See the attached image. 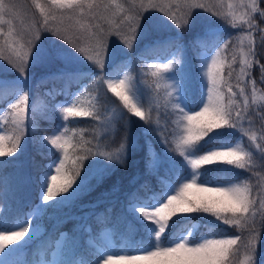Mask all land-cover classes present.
Returning <instances> with one entry per match:
<instances>
[{
  "label": "snow or ice",
  "instance_id": "1",
  "mask_svg": "<svg viewBox=\"0 0 264 264\" xmlns=\"http://www.w3.org/2000/svg\"><path fill=\"white\" fill-rule=\"evenodd\" d=\"M31 6L35 11L29 16L19 0H0V112L4 113L0 119L9 124V129H0V186L9 167L21 182L32 181V176L23 172L21 159L29 146L48 163L35 164L39 202L27 213L21 208L7 215L0 213V264H19L4 257L30 248L39 239L41 221L52 218L49 209H71L110 179L118 166H127V161L141 148V134L145 138V166L150 174L159 175L163 170L164 180L159 181V189L150 196L141 198L139 189L126 194L127 207H122L115 218L123 248L109 243L97 248L93 237V243L87 247L95 253V261L264 264V191L253 194L254 187L260 185L249 182L253 176H259L254 171L257 166L264 169V130L258 136L251 119L256 109L264 113V94L258 95L257 91V85H264V80L252 78L257 67L264 73V63L258 60L264 52V27L257 23H264V0H31ZM154 12L162 16L154 18ZM202 13L215 19L198 23ZM221 21L241 32L231 49L229 40L221 42ZM197 26L199 30L191 43L193 59L198 60L201 71L197 73L198 90L194 91L187 50L181 40L185 32ZM173 30L175 37L156 35ZM48 32L70 48L56 42L52 47L45 46L48 37L44 34ZM137 45H141L138 53ZM229 52L231 58L227 59L223 54ZM132 53H136L138 60H167L148 65L154 69L151 76L157 81H171L165 86L164 99L176 111L174 134L171 141L163 137L161 153L155 152L153 141L148 139L155 132L151 104L145 111L144 92L134 78L127 72L119 76L122 67L131 65ZM81 58L91 62L89 67L101 70L102 74L94 77L100 90L106 85L105 95L110 92L119 100L118 104L113 101L109 116H102L97 104L86 103L73 92V87L80 89L83 81L90 78V73L77 67ZM57 64V70L40 83L61 81L63 87L50 90L41 99L32 92L31 71L36 66ZM109 66L112 70L104 71ZM8 72L15 73L14 79L4 75ZM116 76L119 78H113ZM156 88H160L158 82ZM59 96L64 99L58 103ZM196 107L199 111L192 110ZM57 109L62 116L59 123ZM89 117L106 129L113 128V121L127 118L122 142L115 150L87 147L91 141L75 128H69ZM132 117L139 119L134 121ZM260 118L264 119V115ZM43 121L50 124L44 130L48 134H41L39 125ZM134 123L140 125V132L133 133ZM236 133L240 135L233 140ZM245 138L247 145L243 143ZM235 170L251 175L241 179ZM138 179L139 173L129 183L135 184ZM260 181L264 182V176H260ZM119 191L120 180L116 179L111 192L102 193L87 207L96 209ZM113 211L114 206L106 208L107 213ZM205 217L214 219L207 224L208 231L199 232L192 221ZM75 219L66 214L54 227ZM178 221L188 222L190 227L176 230ZM231 230H236V234H231ZM81 231L83 225L78 223L71 234L58 233L56 243L63 240L75 244V233ZM112 239L116 240L115 233ZM119 250L138 254H114ZM78 264H93V259L82 258Z\"/></svg>",
  "mask_w": 264,
  "mask_h": 264
},
{
  "label": "trees",
  "instance_id": "2",
  "mask_svg": "<svg viewBox=\"0 0 264 264\" xmlns=\"http://www.w3.org/2000/svg\"><path fill=\"white\" fill-rule=\"evenodd\" d=\"M9 0H5V3H8ZM20 3L25 5V8L28 11V15L31 16L32 12L35 11L34 7L31 6V0H19ZM38 12H36V16L38 17ZM154 18H159L162 16L159 12L153 13ZM209 16L206 13H202L199 17V22L202 21L201 18L204 19V17ZM258 25L260 27H264V23H260V21H257ZM199 30V26L194 28L192 31L185 32L181 43L185 45V48L187 50V57L189 61V67L190 71L193 77V87L194 91H197V73L200 72V66L198 60L193 59L195 56V52L192 48V40L194 34ZM235 30H229L222 31V40H229V48L231 49V45L233 44V37H234ZM47 35L48 39L45 41V46L52 47L54 46L53 42H56L57 44H63L64 47H66L68 44H66L64 41H61L58 37L52 36L50 32L44 34ZM158 36H172L175 37V31L172 32H164V33H157ZM111 39L116 40V37H111ZM257 44L260 43L259 37H256ZM119 42V41H117ZM143 43V42H142ZM70 46V45H68ZM141 45H137L136 52L138 53L140 50ZM259 51V50H258ZM224 57L227 59H230V52L224 53ZM152 60V59H147ZM258 60L261 63H264V52L260 54L258 57ZM143 60H138L136 58V53H132V63L130 66L122 67L120 70V73L124 71L127 72L130 76L134 78V83L137 84L139 80L142 79L143 75L142 73H145L146 81L148 82L150 86V90L152 93H154L156 97V101L154 105L152 106V121H153V128L155 129L154 134L150 135L148 139H151L153 141V149L157 151L158 153H161V140L163 137H169L171 129V112L169 108L166 106V102L164 99V96L161 94V91L156 88L152 84L153 77L151 76V73L148 72L147 64L141 65V62ZM85 64V63H82ZM85 73H90V78L85 79L83 81V90L79 92L81 94L80 96H83V99L85 98L87 102H93L97 104L100 108V112L102 116H109L114 104L113 101H115L117 104L119 103V100L117 97L114 96V94L106 92V86L103 85V91L100 90L96 82L94 81V77L97 75L96 72H99L98 68L89 67V65H85L80 68ZM112 70L109 66L104 71H110ZM56 71V70H55ZM54 71V72H55ZM42 74L36 76V73L33 74L32 77V92L38 96L41 97V99L44 98V94L48 93L50 90L56 88H62L63 82L61 81H52L49 80L45 83H40V81L47 75L45 73V70H41ZM52 73V72H51ZM119 73V74H120ZM102 74V72L100 73ZM203 73L201 72V75ZM224 75L227 76V68H225ZM118 77V76H116ZM115 78V77H113ZM252 78L256 79L257 81L264 80V73H262L259 70V67H257L253 73ZM232 83H235V77L233 76ZM76 88L73 87V90ZM258 92L261 94H264V85L258 84L257 85ZM95 97V100L93 99ZM57 101H61L64 99L63 96H59L56 98ZM144 104V109L147 111L148 107ZM122 107V105H121ZM5 111L7 109L5 108ZM261 115H264V113H260ZM131 115V114H128ZM57 120L56 123H59L62 121V116L59 115L58 109H57ZM126 119L124 120H115L113 121V128L106 129L99 121H96L94 118H81L80 123L78 124H70L69 128H75L77 130L78 134H82L85 140L91 141V144L87 145V147H92L94 150L97 146L104 148L106 151H113L115 150L119 144L122 142V138L124 136L125 129L127 127L126 125ZM132 119L138 120L139 118L132 117ZM259 120L264 123V119L260 118ZM41 128V134H48L44 132L45 129L50 128V124L47 121H43L40 123ZM5 128L9 129V124L4 119L2 123H0V129ZM132 131L133 133L140 132V125L133 124L132 125ZM71 135V131L69 132ZM246 139V138H245ZM139 143L141 144V148L138 149L131 159L127 161V166L120 165L118 166V170L113 174V176L108 179L103 185H101L99 188H97L95 191L88 193L87 195L83 196L78 203L82 202H96L97 199L101 198V194L104 192H111V188L113 186V183L116 179L120 180V191L118 193H115L111 196H109L104 203H102L98 208L93 209L90 213H88L83 219V223H81L79 216H76L73 214L77 219L70 220L67 223H61L58 226L54 227L56 225L57 219L55 218L54 214L51 212L52 209H49V215L52 217L49 219L48 217H45L42 221V235L40 234L39 239H35L34 242H32V246L30 248L22 249L18 252H16L11 259L12 262H19V264H24L25 261H28L29 264H33L35 261L38 260L41 254L44 255V257H49L51 255V252L55 249L56 243L55 240L58 238V233L60 232H69L71 234V230L79 223L83 224L84 231L75 233V244L72 243V241H61L62 244L58 249L59 258H58V264L60 261H71L72 264L75 263V261H80L82 258L87 261L89 258L93 259V264H98L99 262L95 261L94 256L95 253L92 252L91 249H89L87 246L91 243H93V237L95 238V241L97 243L95 246L97 248H100L103 245L102 241V232L105 231V229H109L112 233L116 234V240H120L121 243L117 244L116 240L114 241V247L117 249L123 248V239L120 235V226L116 223L115 218L118 214H120L122 207H124V204L127 202L126 194L135 192L137 189H139V195L141 198L145 196H149L148 194L155 190H158L160 187V179L159 177H164L163 170H161L160 174L157 175L156 173H149L148 169L145 166L144 162V156L146 149L144 148L145 144V138L141 134V138ZM258 155V153H257ZM21 159L23 160V172L25 174L32 176V181L23 183L19 180V177L14 174V170L9 167L7 168L4 173V184L3 186H0V206L2 207L1 213H4L7 215L8 213H11L15 210V208H21L25 213L29 212L30 207H32L35 203H37L39 200L38 198V192H37V186L35 184V177L37 175L35 164H46L48 163L47 160L43 159L41 156L37 155L31 146H29L25 152L23 153ZM257 165H259V161H256ZM239 173V176L241 179H244L251 174L242 171V170H235ZM257 173H259V176H253L252 179L249 181L254 186L260 185L259 187H254L253 194H256L257 191H264V182L260 181V176H264V169H261L259 166H257L256 169H254ZM139 173V179L136 181L135 184H130L129 181L131 178ZM23 183V184H21ZM21 184V185H19ZM109 206H114V211L112 213H107L106 208ZM73 206L72 208H74ZM125 208V207H124ZM7 209V212L5 211ZM82 208H80L81 210ZM99 213H103V216H98ZM214 218L210 219L208 217H205L203 219H197V225H198V231L199 232H206L208 231L207 224L213 220ZM189 227V223L185 221H178L176 225V230L180 229H187ZM89 229H91V232H89ZM231 234H236V230H231ZM138 238V237H137ZM90 239V241H88ZM54 245V246H53ZM80 249L77 251V249ZM126 253L131 252L127 250H123ZM117 252V251H116Z\"/></svg>",
  "mask_w": 264,
  "mask_h": 264
},
{
  "label": "rangeland",
  "instance_id": "3",
  "mask_svg": "<svg viewBox=\"0 0 264 264\" xmlns=\"http://www.w3.org/2000/svg\"><path fill=\"white\" fill-rule=\"evenodd\" d=\"M201 19H202V21H201L200 23H206V22H208L209 20H212V19H215V18L210 17V16H206V17H204V19H203V18H201ZM220 24H221V27H222V31H226L227 29H229V30H233V29H231L230 26H225L223 21H221ZM240 34H241L240 31L235 30L234 37H233V42H232L233 44H237V43H238V40H236V37H238ZM66 48H70V46L67 45ZM261 53H262V52H261ZM223 56H224V54H223ZM169 58H171V57L169 56ZM209 58H210V57H209ZM162 62L166 63L167 60H161V59L143 60V61L141 62V65H143V63L147 64L148 72L151 73V71L154 70V69H149L148 65H149V64H155V63H162ZM82 63H85V64H82ZM90 63H91V62H88V61L84 60L83 58H81V62L77 65V67H78V68H81V67H83V66H85V65H90ZM58 67H59L58 64H57V65H47V66H36V67H34V68L32 69V71H31V78L33 77V74H34V73H36V76L42 74L41 70H45V71H46L45 73L49 74V73L54 72L55 70H57ZM92 67H93V68H97L96 66H92ZM236 67H237V69H238V65H237ZM98 70H99V69H98ZM98 73H101V70H99V72H96V74H98ZM4 75H6L7 78L11 80V79H14L15 73H14V72H8V73H5ZM123 75H124V71L121 72V73L119 74V76H123ZM142 75H143V77H142L141 80H139V81L137 82V85H138V86L141 88V90L144 92V97H145L144 102H145V105H146L147 107L149 106V104H151V106H153L154 103H155V101H156V97H155L154 93H152L151 90H150V86H149L148 82H147L146 79H145V77H146L145 73H142ZM202 75H203V74H202ZM119 76H118V77H115V78L118 79ZM234 77H235V75H234ZM204 80H205V84H206V82H207V77H206V76H204ZM157 82L160 84V88H159V90L161 91V94H162L163 96H165V93H166V88H165V86H166V84L170 83L171 81H169V80H167V79L157 81L156 78L153 77L152 84H153L154 86H156ZM105 86H106V85H105ZM83 87H84V86H83V84H82V86H81L80 89H75V90H73V92H75L77 95L80 96L81 94H79V92H80L81 90H83V89H82ZM106 87H107V86H106ZM167 91H172V89H167ZM257 91H258V89H257ZM260 94H261V93L258 92V95H260ZM82 95L84 96V94H82ZM83 96H80V97H81L82 101L86 102L87 100H86L85 98L83 99ZM72 98L74 99L75 96H73ZM61 101H62V100H61ZM206 101H207V95H206V88H205V102H206ZM57 102L59 103L60 101H57ZM70 102H71V100H69V103H70ZM165 102H166V101H165ZM61 106H66V105H61ZM166 106L169 108V110H170V112H171V117H170V118H171V121H172V122H171V129H172V130L170 131L171 133H170V135H169V137H168L169 141H171L172 136H173L174 131H175V123H174V121L176 120V111L173 109L172 104H170V103H166ZM202 106H203V105L201 104L199 107H202ZM199 107H196V108H194V109H192V110H193V111H199ZM260 113H261L260 110H259V109H256V110L253 112L252 116H251V119L254 121V123H253V125H252L253 130L256 131V133H257L258 136L261 135V134H262V130H264V123H262V122L259 120V115L261 116ZM3 115H4V113H3V112H0V117H3ZM3 120H4V119H0V123H2ZM245 127H248V125L245 124ZM2 129H5V128L2 127ZM239 135H240L239 133H236V134L232 137V139H233V140H236V139L239 137ZM243 143H244L245 145L248 144L247 138L244 139ZM100 148L103 149V150H105V149L102 148V147H100ZM253 148H254V146H253ZM105 151H106V150H105ZM160 151H161V152L163 151L162 147H161V150H160ZM155 152L158 153L157 151H155ZM177 158L180 159L178 156H177ZM57 162H58V161H57ZM159 179H160V181H163V180H164V177H159ZM148 195L150 196L151 193H149ZM38 200H39V199H38ZM38 202H39V201H38ZM161 202H162V201H161ZM93 203H95V202H93ZM93 203H90V202H82V203L79 204L78 201H77V203L74 205V206H75L74 208H71V209H64V210H62V211H60V212H55V211L53 210L51 213L54 214V216H55V218H56L57 220H58V219H61V218H62L63 216H65L66 214H71V215L75 214L76 216H79V218H81V217H85L88 213H90V212L93 210L92 208L87 207L88 205H91V204H93ZM81 205H85V207H83V208L80 210ZM124 207H125V209H126V207H127V202L124 204ZM30 210H31V207H30ZM210 219H212V218H210ZM80 220H81L80 222L83 223V219H80ZM197 222H198L197 220L192 221V223H195V224H197ZM145 223H147V222H145ZM82 225H83V224H82ZM189 227H190V224H189ZM12 230H16V229H12ZM40 233H42V228H40L39 232L37 233V236H39ZM184 234H187V231H185ZM209 238H212V237H209ZM88 241H90V239H88ZM102 241H103V244H105V243H109V244H112V245H113V242H114V241L112 240V236H111V233H110V230H109V229H105V231L102 232ZM90 242H92V241H90ZM55 243H56V241H55ZM60 245H61V242H60L59 244L56 243V248L51 252V256H50L49 258H46V257H44L43 255H40L38 261H46L47 264H58V253H57V252H58V247H59ZM121 249H122V248H121ZM108 254H113V253H108ZM114 254H116V255H125V254H129V255H131V254H138V253H136V252H134V251H131L130 253H129V252L126 253V252L123 251V250H119V251L115 252ZM12 256H13V255H12ZM12 256H10V257L6 256V257H4V259H5V260H10V258H11ZM78 262H79V261H75L74 264H78ZM34 264H36V262H35ZM98 264H99V263H98Z\"/></svg>",
  "mask_w": 264,
  "mask_h": 264
}]
</instances>
